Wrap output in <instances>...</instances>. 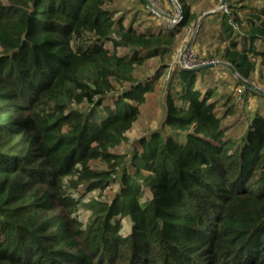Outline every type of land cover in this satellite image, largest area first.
Here are the masks:
<instances>
[{
	"label": "trees",
	"instance_id": "16d2710c",
	"mask_svg": "<svg viewBox=\"0 0 264 264\" xmlns=\"http://www.w3.org/2000/svg\"><path fill=\"white\" fill-rule=\"evenodd\" d=\"M246 1L199 36L217 29L220 59L252 81L264 0ZM117 2L0 0V264H264V93L232 72L261 98L240 116L209 67L175 65L164 125L119 151L155 87L136 68L164 61L196 13L177 0L170 28Z\"/></svg>",
	"mask_w": 264,
	"mask_h": 264
},
{
	"label": "rangeland",
	"instance_id": "374dc122",
	"mask_svg": "<svg viewBox=\"0 0 264 264\" xmlns=\"http://www.w3.org/2000/svg\"><path fill=\"white\" fill-rule=\"evenodd\" d=\"M219 1L220 0H192L189 4L190 8L196 13L195 19L177 32V41L172 53L166 55L164 61H161L158 57L148 58L143 64L136 68L135 75L141 80H148L156 77L154 80L155 87L153 91L145 93L146 100L140 105L139 115L126 133L127 138L117 148L119 151L123 153L131 151L134 142L139 137L150 131L158 130L164 125V85L170 78V71L175 65L184 68L198 69V67L210 61L224 62L220 59L219 53L226 43L217 41V29L213 33L209 30H205V32L199 36V26L203 18L208 17L212 11L227 10L229 2L239 4L241 0H223L221 5L218 4ZM149 2L152 4V8L145 6L141 0H118L116 5L119 6L122 11L128 9L130 13L141 15L145 23L151 21V23L163 24L170 28L175 26L179 18L175 23L172 22V17L177 15L178 9H180L177 0H149ZM246 2L251 4L256 3L254 0H247ZM206 4H208V7H205ZM211 17L213 16H210L209 19H212ZM212 22L213 25H215V21ZM209 68L211 69L209 76L214 79V85H216L219 93L227 92L234 97L237 106L240 107L238 114L240 113V116H243L244 113L251 114L257 107L261 98L245 92L243 84L237 82L231 69L225 64H216ZM251 79L252 81L246 80L256 84L264 90V64L257 63ZM239 80L241 81V79ZM233 120L238 121L239 116L225 118L227 123ZM115 189V186H112L111 188H107V192L112 193ZM90 195L98 196L97 190H91L85 198ZM77 214L82 221H85L88 216V211L80 209L77 211ZM130 230L131 220L126 217L122 218V234L125 235L129 233Z\"/></svg>",
	"mask_w": 264,
	"mask_h": 264
},
{
	"label": "water",
	"instance_id": "95a60500",
	"mask_svg": "<svg viewBox=\"0 0 264 264\" xmlns=\"http://www.w3.org/2000/svg\"><path fill=\"white\" fill-rule=\"evenodd\" d=\"M146 1V3H147V6H149V7H151L152 8V4L149 2V0H145ZM222 1L223 0H220L219 1V5H221L222 4ZM180 7V6H179ZM216 64H225L226 66H228L230 69H231V71L233 72V74L236 76V77H238L239 79H241V81L246 85V86H248V87H250V88H252V89H254V90H256V91H258V92H260V93H264V90L262 89V88H260L259 86H257L256 84H254V83H252V82H250V81H248V80H246V79H244V78H242L241 76H239L238 74H237V72H236V70L229 64V63H225V62H214V61H210V62H208V63H206L205 65H203V66H200V67H198V68H204V67H210V66H214V65H216Z\"/></svg>",
	"mask_w": 264,
	"mask_h": 264
},
{
	"label": "built area",
	"instance_id": "2783aa9c",
	"mask_svg": "<svg viewBox=\"0 0 264 264\" xmlns=\"http://www.w3.org/2000/svg\"><path fill=\"white\" fill-rule=\"evenodd\" d=\"M178 18H179V19L181 18V10H180V9H178V13H177V15H175V16L172 17V22H175V23H176ZM179 19H178V20H179ZM172 25H173V24H172Z\"/></svg>",
	"mask_w": 264,
	"mask_h": 264
}]
</instances>
